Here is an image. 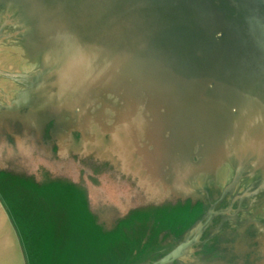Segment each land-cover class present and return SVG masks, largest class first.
Returning a JSON list of instances; mask_svg holds the SVG:
<instances>
[{"label": "water", "instance_id": "obj_1", "mask_svg": "<svg viewBox=\"0 0 264 264\" xmlns=\"http://www.w3.org/2000/svg\"><path fill=\"white\" fill-rule=\"evenodd\" d=\"M7 53L0 264L37 259L8 178L83 192L121 264H264V0H0Z\"/></svg>", "mask_w": 264, "mask_h": 264}, {"label": "rangeland", "instance_id": "obj_2", "mask_svg": "<svg viewBox=\"0 0 264 264\" xmlns=\"http://www.w3.org/2000/svg\"><path fill=\"white\" fill-rule=\"evenodd\" d=\"M9 57V53L3 55L0 65L8 67L4 58L9 60ZM72 160L77 165L74 168L72 166L69 170L81 168L78 167V164L82 165L77 160ZM29 166L28 164L23 165L22 169H28ZM72 171L70 172L72 173ZM4 182L5 191L17 199H22V209L28 212V215L24 214L25 217L22 221L19 220V223L21 230L27 235V242L32 249L31 256L37 257V259H33L32 264H121L128 257L131 243L128 241L127 235L105 237L89 216L83 192L64 183H55L41 188L31 186L25 181L9 180V178ZM242 182L246 184L245 179ZM245 184L232 192L234 196H239L236 192L243 191ZM230 200L231 196L227 198L222 207H229ZM245 201L243 200V202ZM236 209L237 205H233L227 214L233 213ZM33 212H36L38 218L31 220ZM18 213H21L20 209ZM165 213L163 209L150 212L152 215L159 216H163ZM240 216L241 213L237 215L236 222L240 221ZM222 217V215H218L206 232L214 231ZM140 218L144 219L145 216L142 215ZM129 225L131 224L126 226L129 227ZM246 236L249 237L248 234ZM201 243L199 241L181 258L185 264H205L200 259L201 255L206 253ZM221 244L224 247L225 243ZM251 246L253 247V244Z\"/></svg>", "mask_w": 264, "mask_h": 264}]
</instances>
